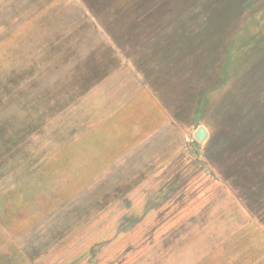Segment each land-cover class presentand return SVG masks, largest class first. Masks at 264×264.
I'll return each instance as SVG.
<instances>
[{"label": "rangeland", "instance_id": "1", "mask_svg": "<svg viewBox=\"0 0 264 264\" xmlns=\"http://www.w3.org/2000/svg\"><path fill=\"white\" fill-rule=\"evenodd\" d=\"M261 1L0 0V264H264Z\"/></svg>", "mask_w": 264, "mask_h": 264}, {"label": "trees", "instance_id": "2", "mask_svg": "<svg viewBox=\"0 0 264 264\" xmlns=\"http://www.w3.org/2000/svg\"><path fill=\"white\" fill-rule=\"evenodd\" d=\"M250 1L252 2V0H232V2H234L233 4L235 5L233 10L234 12L226 16H228L230 19L233 18V22L235 23V21L239 20L241 17L238 9L244 7L250 3ZM261 3L264 7V0H262ZM263 17L264 13L262 14V18ZM234 23L232 25H234ZM262 25L264 26V23ZM260 34L261 35H259L253 52L246 57V60L243 61V69H241L240 72L237 71L238 74L236 75V78H241V84L239 85L238 91H230L229 101L231 99V102L222 105L221 108L220 106L216 108V112H218L220 115H224L223 118L228 119L234 118V115L236 116L234 109L236 108L237 103H235L234 100L237 99H247L254 95L256 97L257 95L255 98L256 103L258 105H264V31L260 30ZM252 109L253 110L249 111L251 114H254L255 112L258 114L261 112L257 108L256 110L255 108Z\"/></svg>", "mask_w": 264, "mask_h": 264}, {"label": "water", "instance_id": "3", "mask_svg": "<svg viewBox=\"0 0 264 264\" xmlns=\"http://www.w3.org/2000/svg\"><path fill=\"white\" fill-rule=\"evenodd\" d=\"M194 136L199 140L202 141L204 137L206 136V131L203 127H199L195 132Z\"/></svg>", "mask_w": 264, "mask_h": 264}]
</instances>
